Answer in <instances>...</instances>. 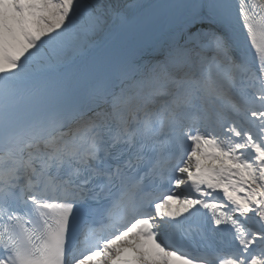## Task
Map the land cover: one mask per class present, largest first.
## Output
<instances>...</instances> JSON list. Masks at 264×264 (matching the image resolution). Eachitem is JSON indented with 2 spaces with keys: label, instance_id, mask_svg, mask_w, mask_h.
<instances>
[{
  "label": "snow or ice",
  "instance_id": "6c2138e0",
  "mask_svg": "<svg viewBox=\"0 0 264 264\" xmlns=\"http://www.w3.org/2000/svg\"><path fill=\"white\" fill-rule=\"evenodd\" d=\"M0 264H264V0H0Z\"/></svg>",
  "mask_w": 264,
  "mask_h": 264
},
{
  "label": "bare ground",
  "instance_id": "6f19581e",
  "mask_svg": "<svg viewBox=\"0 0 264 264\" xmlns=\"http://www.w3.org/2000/svg\"><path fill=\"white\" fill-rule=\"evenodd\" d=\"M132 1H134V2H141V0H124L125 3H130V2H132ZM158 35H159V32H156V33L152 34L151 36H149V37H150V38H149V41H150V40H153V39L156 38V36H158ZM98 39L100 40V37H98Z\"/></svg>",
  "mask_w": 264,
  "mask_h": 264
}]
</instances>
